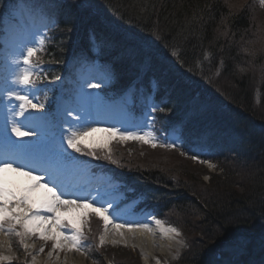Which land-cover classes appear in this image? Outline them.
Here are the masks:
<instances>
[{"label": "trees", "instance_id": "trees-1", "mask_svg": "<svg viewBox=\"0 0 264 264\" xmlns=\"http://www.w3.org/2000/svg\"><path fill=\"white\" fill-rule=\"evenodd\" d=\"M81 1L0 0V18L19 4L51 6L46 13L54 26L42 55L49 78L61 75L70 55L82 50L91 56L95 49L115 68V94L120 96L132 84L129 74L134 67L125 57L133 53L137 64L150 60L147 64L162 88L173 94L166 108L171 116L159 113L162 132L178 125L186 145H194L193 134L200 133L212 152L197 157L215 165L217 173L204 171L210 177L205 186L201 175L185 180L157 165L143 168L117 152L112 155L120 158H114L117 164L103 159V165L126 185V199L137 196L162 221L169 222L174 211L181 224L178 227L172 221L170 225L182 232L183 241L189 239L183 222L191 219L198 225L190 232L199 239H192L191 248L168 264H264L261 254L226 258V251L239 242L264 244V83L249 73H233L246 61L243 47H252L249 40L257 32L253 22L264 13L260 0H238L236 5L229 0H84L80 6ZM98 8L109 13L107 20L97 19ZM113 22L121 25L118 33ZM125 27L151 40L126 36ZM257 40L253 55L255 66H260L264 52L258 47L263 41ZM148 47L156 54L149 56ZM198 81L205 86L204 93L194 85ZM188 103L201 112L215 113L214 118L200 127ZM173 116L185 119L187 127L176 124ZM89 255L97 264H107L105 253Z\"/></svg>", "mask_w": 264, "mask_h": 264}, {"label": "snow or ice", "instance_id": "snow-or-ice-1", "mask_svg": "<svg viewBox=\"0 0 264 264\" xmlns=\"http://www.w3.org/2000/svg\"><path fill=\"white\" fill-rule=\"evenodd\" d=\"M260 4L264 6V0H260ZM49 39L46 31L34 33L31 38L18 40L3 57L7 74L0 87L5 114L4 125L0 128V264L17 258L10 255L14 238L25 253V264H37V257L45 252L49 243V260H58L61 252L76 251L86 255L89 246L83 244L88 238L85 228L90 231L88 226L93 215L103 227L97 247L105 245L110 227L155 235L146 221L123 218L120 200L124 197L114 178L107 182L106 187H89L87 195L80 194L84 191V185L69 179L70 172L77 168V160L68 154L69 149L96 160L103 158L113 164L118 163L111 150L101 155L84 143L93 134L107 133L115 136L119 143L135 141L152 148H180L182 155L187 154L183 151L181 137L173 140L166 137L163 141L158 139L154 131L157 119L154 113L165 111L162 105L150 106L143 127L128 129L117 125L94 127L90 113L85 112V106L91 104L93 94L83 91L76 103L62 104L55 113L46 111L49 86L62 79L60 76L49 78L48 70L42 67V55ZM172 55H176L175 51ZM107 78L111 79L112 74L109 73ZM87 87L99 89L101 82L89 81ZM57 123L61 129L59 146L41 148L39 130ZM33 137L37 139L33 140ZM190 158L198 159L195 154ZM199 162L214 167L209 161ZM8 173L26 177L29 182L16 184L9 180ZM40 189L43 192L38 194ZM85 208H92V212L81 213L78 218L69 217L74 210ZM152 219L160 227L161 238L174 239L181 235L177 228L164 227L163 222L154 216ZM119 234L123 236L124 233ZM37 241L41 242L38 248ZM28 257H31L30 261Z\"/></svg>", "mask_w": 264, "mask_h": 264}, {"label": "rangeland", "instance_id": "rangeland-1", "mask_svg": "<svg viewBox=\"0 0 264 264\" xmlns=\"http://www.w3.org/2000/svg\"><path fill=\"white\" fill-rule=\"evenodd\" d=\"M238 0H229V2H231L233 5H236L238 2ZM232 8H234L232 6ZM235 9V8H234ZM15 18L17 20H19V22L22 23V25L24 26V28L26 30L29 29V23L31 22L32 16L27 15L26 13H19V14H14ZM254 23V27L257 28V32L261 31V29L264 31V13H261L258 15V17L255 18V22ZM40 32V31H38ZM256 33V42L254 40V35L251 38V40H249V44L252 47H243L245 54L244 56L246 57V61L244 63H240L237 66V70L235 69V71H233V73H236L237 76H239L240 74H244V73H249L252 74V77H254L255 80L257 79H261V82L264 83V64H260V66H255V59L257 58L255 57L254 52L255 49L253 47V45H257L258 44V40L260 39L261 41H263L262 44H259V52L260 50L262 52H264V32L262 34H259L254 31ZM30 33V37L27 38H31L32 34L37 33L34 32L33 30H29ZM42 33V32H41ZM1 42L2 44L5 46L4 49H2L0 51V53H6V52H10L13 48L15 43L22 39L25 38L21 35L18 36L17 33H15L12 29H7V27H4V31H1ZM260 41V42H261ZM258 46V45H257ZM5 55V54H4ZM4 61V60H3ZM260 67V68H258ZM243 69V71H242ZM84 73V78L80 79L77 75H79L80 72ZM87 71L89 72V69L87 68ZM85 69H81V67H79L78 71H76L75 77H73L72 74H70L67 78L65 82H59V85H61V91L64 92L66 91V89H68L66 91V93H64V95L70 96L69 99L73 102L72 104L76 103L79 99V94L83 91V92H87V93H92V101L90 105H86L85 106V112L86 113H90V119L93 122V126L95 127V124H97L99 127H107L109 125H117V126H121L125 129L128 128H132V127H143L145 121L148 119V112L143 113V115H135L134 112L137 109V105L133 103L132 101V97L128 98L125 97V103L121 102V101H117L114 103H107L105 102V98H106V94L104 92L103 87H107V85L109 84V78L108 77V72H105L102 70L101 67H96L94 74L90 73L91 75L89 76V73L87 72ZM3 73L6 75V68L3 70ZM229 80V79H228ZM227 80V81H228ZM101 82V87L99 89H91L87 87V83L88 82ZM62 83H64L62 85ZM3 86V82L0 81V87ZM96 91H98V93H96ZM229 96H231V93H229ZM66 102L64 101L65 104ZM123 103V104H122ZM126 104V105H125ZM4 102H3V97L0 96V127L2 128L4 125V120H5V114H4ZM122 106H124V109L122 108ZM127 107V109H126ZM47 129V131L51 130V127H45ZM103 136L105 138L108 139L109 141V145L107 147V149H102L103 151H108L111 150L112 155L115 154L116 152L119 154H122L124 156H128V158L130 159H134L135 163H140L142 165L143 168L145 167H152V166H158L160 168H163L165 170H169L172 172V175H177L180 178H183L185 180L190 178V175H193L195 178L198 179V176L201 175V178L203 180V183L205 184V186L209 185V180L210 177H208L207 175L203 174L204 171L209 172V173H213L216 172L215 170V166L212 167L210 166L208 163L204 164V163H200L197 162L195 160H192L189 156H184L181 154V150L177 149V150H172V149H167V148H163V147H156V148H152L151 146L147 145V144H142L139 142H135V141H127L124 143H119L117 142V138L115 136H109L107 133H102ZM158 137V136H157ZM159 139V137H158ZM111 141V143H110ZM113 145V146H112ZM64 147L66 148V144L64 145ZM112 147V148H111ZM121 148V149H118ZM96 149V148H94ZM118 149V151L116 150ZM100 150V151H101ZM71 150H68V154ZM125 151V152H124ZM72 152V151H71ZM127 152V154H126ZM72 155L75 156L76 153L72 152ZM115 159H120L117 158L116 156L114 157ZM81 159V158H80ZM84 162L88 163L91 167H93V163H95L93 160H86V159H81ZM124 160V159H122ZM121 163H123L121 161ZM125 164V163H124ZM76 171H83L84 167H80V168H76ZM168 172V171H167ZM166 172V173H167ZM94 175H91L90 174ZM169 173V172H168ZM217 173V172H216ZM83 176H85L87 179L89 180H94L97 181L98 184H96L97 186L102 185L104 187H106L107 182L109 180H112V178L105 173L104 171H98L95 170L94 168H92L91 170H89V172L87 171V173H83ZM233 180V179H232ZM17 184V183H16ZM198 188V187H197ZM199 189V188H198ZM124 197V196H123ZM136 205L137 203L135 201H131V202H125L124 198H122L120 200V206H121V212L123 215L124 219H131V220H148V219H152L151 217V213L150 212H139L136 209ZM134 210V211H133ZM92 212V208L88 211V213ZM173 212L170 214L171 219H169L170 221L168 222L167 220L162 221L163 225L168 227L170 226L171 223H174L172 221H176V224L178 227L181 224V220L177 217H175L173 215ZM91 218V217H90ZM184 225H188V230L186 231L188 233L187 240H189V242L187 243L186 241H183V239L185 238V236L181 233V235L179 237H176L174 239H172V243L173 246L171 247V250H168V253H166L165 256H160L158 258L159 264H168L169 262H174L176 260L179 259V257L186 252L187 250H189L192 246V239H199V236L196 235L195 233L191 234V230L193 227L197 228L198 225H196L195 221L193 220H189L186 222H183ZM92 226H90V230L95 233V236H97L102 230V223L101 221L98 219L96 221H94V223L91 224ZM99 239V237H97ZM185 240V239H184ZM261 241V240H260ZM37 248L39 247V244L41 242L37 241ZM252 245V248H249V246ZM104 251H100V253L98 254H102L104 255L105 253V257L106 260L109 264H146L145 261V255L143 254L142 251H140L139 249L134 250L132 247H130L129 245H122V244H111V243H107L105 242V245L101 248H104ZM51 248V243L48 244V246L45 248V252L41 255H39L37 257V264H66V262L64 261V256L65 253L67 252H61L59 253V256L62 259H55L53 258L52 260L48 259V251ZM211 251V249H210ZM227 255L226 258L228 260H232L231 258L233 256H238V258L236 260H239L241 258V256L243 255H248L251 254L254 257H256V255L261 254L264 256V244H259L258 240L257 242H239L238 245L236 246V248L234 250H228L226 251ZM24 256H18L16 253H14V251L12 253H10V255H13L14 257H17L16 259H13L11 262H6V264H19L20 262L23 261V258L25 257V253H23ZM79 255H81L82 260H84L85 264H96L93 261H91L89 258H87L86 255H82L79 252L73 251L72 256L73 258L77 259L78 257H80ZM224 254H218L216 257L218 256H222L223 257ZM69 258L71 257L70 255H68ZM55 257V254H54ZM152 258V257H151ZM112 259L113 261H110ZM28 260H31V257L28 258ZM105 260V261H106ZM115 260V261H114ZM235 260V261H236ZM217 261V260H216ZM71 263H73L71 261ZM149 264H157V262H155L154 260H150Z\"/></svg>", "mask_w": 264, "mask_h": 264}, {"label": "bare ground", "instance_id": "bare-ground-1", "mask_svg": "<svg viewBox=\"0 0 264 264\" xmlns=\"http://www.w3.org/2000/svg\"><path fill=\"white\" fill-rule=\"evenodd\" d=\"M85 144L89 145L90 147H95V148H103L107 149L109 145V141L107 138L103 136L102 133L98 132L93 134L92 136L88 137L85 141ZM8 178L9 180L16 178L22 179L23 177L17 176L14 173H8ZM43 192V189L38 190V194H41ZM87 208L85 209H76L73 211L72 214L74 215L75 218H78L81 213H85ZM144 222V221H141ZM150 227H152L154 236L151 233L147 232H142V231H134V232H128L125 229L121 230H116L114 228H109V232L106 236L105 242L111 243V244H122V245H129L132 247L134 250L139 249L140 251L143 252L145 255V261L146 264L150 263V260H154L155 262L158 261V258L162 255L165 256L166 253H168V250H171V247L173 246V243L171 242L172 239H165L161 238L160 235V227H158L153 220H147L146 221ZM164 226V225H163ZM166 227V226H164ZM123 232V236H121L119 233ZM73 251L65 253V258L64 261L66 264H85L84 260H82L81 255L77 259L73 258L72 256ZM70 255L71 257L69 258ZM152 257V258H151ZM59 259H62L59 256ZM244 259L243 261H245ZM71 261L73 263H71Z\"/></svg>", "mask_w": 264, "mask_h": 264}]
</instances>
